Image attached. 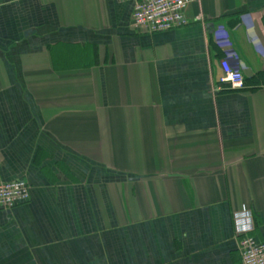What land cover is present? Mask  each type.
<instances>
[{
	"label": "crops",
	"instance_id": "obj_1",
	"mask_svg": "<svg viewBox=\"0 0 264 264\" xmlns=\"http://www.w3.org/2000/svg\"><path fill=\"white\" fill-rule=\"evenodd\" d=\"M132 3L0 0V264H241L264 243V0L149 33ZM228 38V47L219 39ZM232 50L257 90L226 91Z\"/></svg>",
	"mask_w": 264,
	"mask_h": 264
},
{
	"label": "built area",
	"instance_id": "obj_2",
	"mask_svg": "<svg viewBox=\"0 0 264 264\" xmlns=\"http://www.w3.org/2000/svg\"><path fill=\"white\" fill-rule=\"evenodd\" d=\"M132 3V25L144 28L149 33L165 32L185 24L184 12L192 3L202 0H115ZM219 46L228 47V38L219 39ZM220 83L233 90L243 89L242 65L232 50L225 52L219 62ZM29 198V185L23 179L0 182V209H13ZM235 230L239 235V257L241 264H264V243L250 233L253 217L249 210L242 209L233 217Z\"/></svg>",
	"mask_w": 264,
	"mask_h": 264
},
{
	"label": "trees",
	"instance_id": "obj_3",
	"mask_svg": "<svg viewBox=\"0 0 264 264\" xmlns=\"http://www.w3.org/2000/svg\"><path fill=\"white\" fill-rule=\"evenodd\" d=\"M261 78H262V73H258L252 78L243 77V89L241 90H244L247 87L251 88L252 91L257 90V88L261 84ZM221 86L225 87L226 91H230V92L237 91V90H233L229 88L228 85H225V84H221Z\"/></svg>",
	"mask_w": 264,
	"mask_h": 264
}]
</instances>
